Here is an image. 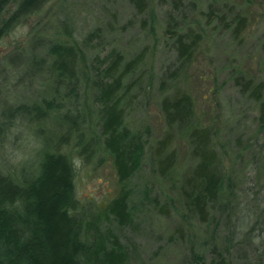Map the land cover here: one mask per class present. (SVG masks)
Wrapping results in <instances>:
<instances>
[{"label": "trees", "instance_id": "16d2710c", "mask_svg": "<svg viewBox=\"0 0 264 264\" xmlns=\"http://www.w3.org/2000/svg\"><path fill=\"white\" fill-rule=\"evenodd\" d=\"M55 1L0 0V40L19 21ZM126 1L137 14L147 8V0ZM180 3L171 1L164 32L181 64L191 59L201 36L189 27H176L172 13ZM68 8L63 11L66 17L58 18L51 27L45 24L35 31L31 27L23 47L16 46L3 59L19 74L16 82L26 93L0 108V149L8 138L6 123L13 120L31 127L26 139L29 136L33 146L29 153L27 148L24 151L27 160L15 168L0 160V264H128L131 244L123 246L108 230L102 235L98 214L76 197L68 143L86 156H109L117 190L103 213L118 227L128 223L131 211L147 202V207L160 214L181 211L182 219L194 218L201 225L212 222V235L205 242L207 253L199 252L192 243L180 264H264V193L235 191L233 169L232 174L225 172L226 149L216 142L209 126L195 120L190 95L183 90L159 93L166 129L150 145L148 129L127 120L138 92H143L136 69L145 51H131L125 58L115 46L106 50L103 35L108 22L86 30L72 19L79 15L76 9ZM212 9L208 5L202 16L212 18ZM83 19L91 25L94 22ZM232 19L228 28L238 37L244 19ZM3 70L0 66L1 79L6 80L9 75ZM234 83L259 101V121L264 120L262 84L251 85L240 76L234 77ZM47 122L52 124L50 128ZM44 129L45 135L41 134ZM175 133L184 135L192 160L180 173V201L174 203L178 209L171 200L160 203L156 194L146 190L141 200L136 199L128 183L142 163L158 178L172 183L177 159L171 147ZM254 149L249 146L246 151ZM241 167L244 176H253L261 183L260 189L264 188V156L258 149ZM217 226L222 234L215 238ZM174 230L182 237L180 224Z\"/></svg>", "mask_w": 264, "mask_h": 264}, {"label": "rangeland", "instance_id": "374dc122", "mask_svg": "<svg viewBox=\"0 0 264 264\" xmlns=\"http://www.w3.org/2000/svg\"><path fill=\"white\" fill-rule=\"evenodd\" d=\"M171 1L147 0L146 10L137 14L126 0H56L19 21L0 40V66L5 68L2 72L9 75L6 80H2L0 75V108L11 104L14 96L22 97L26 93L24 86L16 82L19 74L4 64V57L16 46L23 47L31 27H34L33 31L45 24L51 27L58 18L66 17L63 11H69L68 6H72L79 14H74L72 19L81 28L87 30L94 24L105 26L108 22L110 27L107 26L103 35L106 50L115 46L125 58L131 51L141 48L145 51L136 69L143 92H138L139 97L131 105L127 120L148 129L150 145L166 129L158 105L159 93L162 90L164 93L183 90L193 101L195 120L209 126L215 133L216 142L226 149L223 153L225 172L231 173L233 169L235 191L244 189L263 194L261 183L249 174L244 176L241 166L256 149L264 156V120L259 121V101L254 100L249 91L243 92L234 83V77L249 79L251 85L260 82V101H264V0H180V5L172 13L176 27L181 30L189 27L201 36L191 59L181 64L171 49L168 33L164 32L167 10L172 9ZM210 4L212 18L210 15L206 19L201 12ZM108 11H114L115 15L111 13L110 16ZM219 15L221 17L218 18ZM233 16L244 19V28L238 37H233L228 28L232 25ZM83 18L94 22L91 25L83 22ZM48 126L50 128L52 124ZM6 127H9L8 138L0 149V160L12 163V168H15L27 160L25 153L30 152L32 141L29 136L26 139V134L31 127L19 120L6 123ZM45 133V129L41 130V134ZM53 139L56 141L57 137ZM249 146L255 148L250 153L246 151ZM171 147L177 154L172 183L158 178L142 163L128 183L135 195L133 197L141 200V193L146 190L149 194H156L160 203L169 199L171 204H179L177 186L180 173L192 164V160L188 156L184 135L175 133ZM66 150L75 168L76 197L85 208L98 214L102 235H106L108 230L123 246L131 244L128 264H180L192 243L199 252L207 253L205 242L212 235V222L201 225L194 218L182 219L178 215L181 211L160 214L147 207L145 202L131 211L128 223L118 227L103 213L117 190L109 156L106 153L86 156L71 148L70 143ZM261 181L264 182V174ZM178 224L183 229L182 237H178L174 230ZM214 234L215 238L222 234L219 226ZM235 262L240 263V260Z\"/></svg>", "mask_w": 264, "mask_h": 264}]
</instances>
